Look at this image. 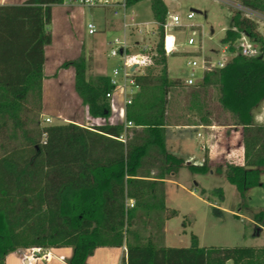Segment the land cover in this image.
Masks as SVG:
<instances>
[{"label":"trees","instance_id":"trees-1","mask_svg":"<svg viewBox=\"0 0 264 264\" xmlns=\"http://www.w3.org/2000/svg\"><path fill=\"white\" fill-rule=\"evenodd\" d=\"M141 1L125 0L128 7ZM237 1L264 14V0ZM150 2L154 21L164 24L167 6L163 0ZM63 3L27 0L0 6V135L13 124L11 144H0V264L19 249L63 247L73 249L68 264H88L101 247H126L127 264H264V247H202L195 236L188 248L163 244L165 220L178 215L175 210L165 215L164 184L184 163L166 150L169 94L182 81L168 75L162 27L153 65L135 76L139 92L126 107L125 123L50 125L34 136L23 130L25 143L17 144L26 100L42 94L52 9ZM243 37L258 47L256 55L245 57L237 50ZM222 43L234 56L190 87L188 105L198 112L200 125L211 126L207 102L215 90L223 111L242 128L244 163L226 167L224 174L244 197L252 188H264V125L254 118L264 102V38L258 24L237 11ZM60 69L74 70V91L92 118L110 117L107 94L114 87L109 76L88 78L85 55ZM127 123L133 126L126 128ZM189 169L210 172L206 164ZM218 193L223 197L221 189ZM140 225L156 227V238L143 237Z\"/></svg>","mask_w":264,"mask_h":264},{"label":"rangeland","instance_id":"rangeland-1","mask_svg":"<svg viewBox=\"0 0 264 264\" xmlns=\"http://www.w3.org/2000/svg\"><path fill=\"white\" fill-rule=\"evenodd\" d=\"M163 2L169 11L168 20L173 15L181 17V25L171 29L179 42L178 53L167 57L169 77L181 80L182 86L173 88L169 94L166 150L182 159L184 163L179 172L168 178L164 184L168 211L165 215L169 216L173 210L177 211L178 215L165 220L161 231L165 236L163 244L173 248H188L192 243V237L195 236L202 247L262 248L264 188H252L241 197L224 174L226 167L244 163V151L241 150L242 144L239 141L241 134H237V130L232 128L235 127L234 120L229 113L223 111L215 90L210 91L207 102L211 126L206 130L193 127L200 124V117L198 112L188 105L187 94L192 89L185 84L192 73L190 63L194 60L200 61L203 56H207L211 57L214 63H218L224 57L230 60L234 56L229 50L225 51L228 46L224 45L222 40L230 29L234 13L241 12L239 8L246 6L237 0H163ZM64 4V7L55 8L52 23L48 27L52 34V44L46 49L45 73L50 77L45 79L41 97L32 93L25 102V109L21 114L23 128L17 131L20 139L17 144L25 143L24 131L34 136L50 125H66L77 121L87 126L91 122L88 119L90 116L88 109L74 91L73 69H60L65 61L85 55L88 78L113 76L115 69L122 68V60L119 57H111V44L115 39L123 38V30L119 27L121 16L114 18L112 11L101 7L82 6L78 0H65ZM191 13L194 14V18L188 20L187 16ZM241 13L246 16V13ZM127 16L128 21L132 18L134 24H148L147 29L145 26L141 27L148 33L139 36L133 34L130 42L133 45L134 42L139 44L144 42L152 49H157L161 30L154 21L150 0L128 7ZM114 19L119 24L117 28L105 29L106 23L113 24ZM251 19L258 24V31L264 38V14L254 10ZM89 23L95 24L101 31L94 36L89 35L87 31ZM190 38L195 40L194 45L188 44ZM246 42L259 51L248 39L239 40L235 45L237 50ZM133 49L138 52L136 47ZM158 70L155 68V73H158ZM145 71L146 68L142 73ZM203 76L204 73L197 69L195 77L199 83L195 86L200 84ZM117 82L118 88L109 100L111 115L109 118H100L106 124L123 122L124 102L137 93V89L129 84L124 93L122 75L117 77ZM48 118L50 122H47ZM254 118L256 124L264 125V102L254 111ZM12 125L9 122L5 135H0V144L5 143L8 146L11 144L8 135L12 133ZM238 130L242 131L241 128ZM207 137L210 141L205 146L206 153H211L210 158L203 149ZM233 150L238 152L233 155V152H230ZM3 153L0 147V156ZM204 164L210 170L208 174L193 173L189 169L190 165ZM220 189L223 191V197L218 193ZM203 191L205 194H202ZM132 204L133 202H129V206ZM157 230L151 225H140L141 234L145 238L155 239Z\"/></svg>","mask_w":264,"mask_h":264},{"label":"built area","instance_id":"built-area-1","mask_svg":"<svg viewBox=\"0 0 264 264\" xmlns=\"http://www.w3.org/2000/svg\"><path fill=\"white\" fill-rule=\"evenodd\" d=\"M78 2L80 5L90 8H107L112 10L113 15L115 17L121 16L120 19L122 20L123 38L121 40L117 38L111 44V57H119L122 60V68L121 70L115 69L113 71V76L109 77L111 78V84L114 87V91L118 88L117 77L122 75V78L124 80V85L122 86L124 93H126L128 84L130 86L135 87L138 93L139 86L136 84L135 76L140 74L144 68H148L153 65L154 58L157 56V49H152L144 43L139 44L137 42H134L133 45L132 42H130V37L133 35V32L141 34L142 28L141 25L134 24L132 18L130 19V21H128V6L125 0L120 3H114L110 0H78ZM239 11L246 13V16L249 18H251V15H254V11L247 7H240ZM193 18V13L187 16L188 20H192ZM169 20L167 19L166 22L162 25L158 24L160 27L163 28V37L161 39V45L166 57L178 53L179 42L177 37L171 32V29L177 28L181 25V17L178 15H173L172 17H170ZM87 31L88 34L91 36H94L99 32L97 26L92 23H89L87 25ZM241 40L245 41L247 39L246 37H243ZM188 44L194 45L195 40L193 38H190L188 40ZM135 47L138 49V52L134 51L135 49L133 48ZM240 48L241 54L245 57H252L257 54V49L250 43L246 42V44L242 45ZM226 50H229V48L227 47L225 51ZM211 59V57L203 56L200 61L194 60L192 63H190L193 69L190 78L185 82L186 86L191 87L199 83L195 77L197 69L201 70L205 74L206 72H210L215 68H223L229 61L226 57H224L218 63H214V61ZM114 91L107 94L108 100L112 98ZM136 94L133 97L125 100V108L132 103V100L136 96ZM47 122H50L49 118L47 119ZM132 126V123L126 124V128H131ZM124 250L127 252L126 247H124ZM37 251L40 252V248H38Z\"/></svg>","mask_w":264,"mask_h":264},{"label":"crops","instance_id":"crops-1","mask_svg":"<svg viewBox=\"0 0 264 264\" xmlns=\"http://www.w3.org/2000/svg\"><path fill=\"white\" fill-rule=\"evenodd\" d=\"M27 0H0V6H18V5H22L24 4V2H26ZM65 2V0H64ZM114 3H120L119 1H112ZM65 4H61V5H55L53 6L52 9V13L54 15V10L56 7H64ZM107 9V8H106ZM110 10V9H108ZM112 11V10H110ZM113 13V12H112ZM115 18V16H114ZM53 19V18H52ZM114 23H106L105 29H115L117 28L118 22L114 19ZM121 20H120V26L122 28L121 25ZM115 24V25H114ZM145 28L148 26V24L145 25H141V27ZM145 28H142V33H135L133 32L134 35H145V33L148 32H144ZM147 29V28H146ZM98 31H101L98 29ZM133 36V35H132ZM132 36L130 37V39L132 38ZM139 43V42H137ZM141 43V42H140ZM144 43V42H143ZM145 44V43H144ZM48 47L45 48V54H46V49ZM69 70V69H67ZM74 71V70H73ZM142 73V72H141ZM140 73V74H141ZM74 75L75 73H73V80H74ZM50 76H48L45 73V65H44V79H43V84H42V90L44 91V82L46 78H49ZM125 106V104H124ZM125 111L126 108H124V121L121 123H117V124H123L125 123ZM89 125L84 126L81 125L80 123H77V121H72L70 123H74L76 125H79L81 127H85V128H92L95 126H102L105 125L106 123L102 122V119H94L91 118L89 116ZM111 125H115V123H111ZM189 126V125H187ZM193 127H198L199 129H208L209 126H203V125H196ZM235 129L236 133L241 134V136H239V141H241L242 144V131L240 132L238 129L241 128L239 126H235L232 127ZM242 129V128H241ZM167 131H168V127L166 128V142H167ZM208 138V137H207ZM125 139V137H124ZM209 138L206 139V142L203 144L204 146L206 144L209 143ZM242 151H244L243 148V144L242 147H240ZM205 153H206V146L203 147ZM233 155L235 153H237V150H233L230 151ZM207 154V153H206ZM211 153L207 154V157H211L210 156ZM166 184V181H165ZM38 248H32V249H19L15 252H12L10 254L7 255L4 264H68L72 254H73V249L70 247H63V248H53V249H40V252L37 251ZM127 262V252L124 250V247L121 248H114V247H101V248H97L95 250V252L91 255V257H89L88 259V264H126Z\"/></svg>","mask_w":264,"mask_h":264}]
</instances>
